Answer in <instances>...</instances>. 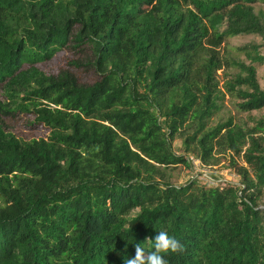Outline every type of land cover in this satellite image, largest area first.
Returning <instances> with one entry per match:
<instances>
[{
  "label": "trees",
  "instance_id": "16d2710c",
  "mask_svg": "<svg viewBox=\"0 0 264 264\" xmlns=\"http://www.w3.org/2000/svg\"><path fill=\"white\" fill-rule=\"evenodd\" d=\"M263 6L0 0V264H123L159 230L167 264H264ZM228 98L246 119L213 123ZM189 156L236 179L176 185Z\"/></svg>",
  "mask_w": 264,
  "mask_h": 264
},
{
  "label": "rangeland",
  "instance_id": "374dc122",
  "mask_svg": "<svg viewBox=\"0 0 264 264\" xmlns=\"http://www.w3.org/2000/svg\"><path fill=\"white\" fill-rule=\"evenodd\" d=\"M264 10V6L262 7ZM250 42H257L261 43V39L256 36H241V37H236L233 39H230L228 41V45H226L227 48H235ZM55 66H61L63 67L64 65L67 66V58L65 56L61 57L58 59L55 63ZM77 79L79 83H92L95 81L98 77L96 73L93 71H86L84 69H74V68H69L68 69ZM259 82L264 89V66L260 68L259 70ZM229 113L237 117L238 119H246L247 115L246 114H239L235 110L234 103L232 100L229 98L225 102V108L222 111V113L218 116V118H215V121L213 123L218 122L219 120H225ZM254 115L257 116H264V110L258 113H253ZM8 125L13 129L19 136L25 137V138H39V137H44L46 136V131L45 129L41 126H34L30 125L28 122L29 119L28 117H16V118H11L8 120ZM176 147L181 145V140L177 139L174 143ZM203 164V169L205 172L208 173H213L224 181H233V179H236V176L228 169V161L221 159L218 162H212L210 164ZM193 176V170H189L185 167H180L177 168L174 172H172V182L175 183L176 185H180L185 183L188 179Z\"/></svg>",
  "mask_w": 264,
  "mask_h": 264
},
{
  "label": "clouds",
  "instance_id": "9594fccd",
  "mask_svg": "<svg viewBox=\"0 0 264 264\" xmlns=\"http://www.w3.org/2000/svg\"><path fill=\"white\" fill-rule=\"evenodd\" d=\"M155 236L142 244H134V256L124 257L123 264H167L165 257L182 250V245L167 231H155ZM146 242L147 247L143 246Z\"/></svg>",
  "mask_w": 264,
  "mask_h": 264
},
{
  "label": "built area",
  "instance_id": "2783aa9c",
  "mask_svg": "<svg viewBox=\"0 0 264 264\" xmlns=\"http://www.w3.org/2000/svg\"><path fill=\"white\" fill-rule=\"evenodd\" d=\"M188 158H189L188 160L192 167L191 170H193V176H191V179H197L202 183H205V184H208L214 187L224 182H227L221 179V177L215 178L212 176V173L205 172L203 169H201L203 167V164L198 158L194 156H189Z\"/></svg>",
  "mask_w": 264,
  "mask_h": 264
}]
</instances>
